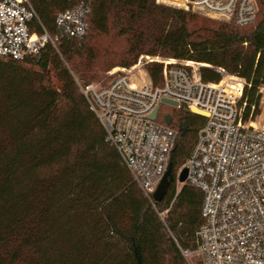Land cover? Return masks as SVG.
<instances>
[{
  "label": "trees",
  "instance_id": "obj_1",
  "mask_svg": "<svg viewBox=\"0 0 264 264\" xmlns=\"http://www.w3.org/2000/svg\"><path fill=\"white\" fill-rule=\"evenodd\" d=\"M238 27L169 8L157 0H29L47 43L35 58L0 59V264H188L204 223L203 193L176 176L205 118L172 108V183L151 203L122 164L75 78L128 69L139 57L222 68L244 79L246 116H264V0ZM89 9L86 34L67 39L58 14ZM110 39L111 46L102 45ZM148 72L154 83L161 66ZM206 82L220 76L203 69ZM160 113V114H159Z\"/></svg>",
  "mask_w": 264,
  "mask_h": 264
},
{
  "label": "built area",
  "instance_id": "obj_2",
  "mask_svg": "<svg viewBox=\"0 0 264 264\" xmlns=\"http://www.w3.org/2000/svg\"><path fill=\"white\" fill-rule=\"evenodd\" d=\"M183 6L186 12L238 27L253 23L257 14L255 0H185ZM89 12L82 7L58 14L56 24L67 39L79 41ZM39 26L29 0H0V59L25 61L47 43L54 46L47 32H37ZM172 61L146 58L126 69L138 68V78L106 73L75 81L105 142L151 203L169 168L177 134L158 121V111L154 120L150 116L162 98L176 102L177 109L203 114L205 123L178 174L186 168L185 184L203 193L204 223L195 232L193 250L182 255L188 264H264V116L258 127L247 126L261 114L263 94L258 91L260 102L246 116L244 79L222 68ZM152 64L161 66L157 83L148 72ZM203 69L216 72L219 81H204Z\"/></svg>",
  "mask_w": 264,
  "mask_h": 264
},
{
  "label": "water",
  "instance_id": "obj_3",
  "mask_svg": "<svg viewBox=\"0 0 264 264\" xmlns=\"http://www.w3.org/2000/svg\"><path fill=\"white\" fill-rule=\"evenodd\" d=\"M158 4L163 5V6H166V7H169V8L181 10V8H176L175 6H168V5L162 4L160 2H158ZM211 20L217 21L216 18H211ZM160 102H161L162 105H166V106H169L171 108H176L177 107V103L176 102L170 101L168 99L162 98L160 100ZM158 110H159V108H157L152 113V115L150 116V119L151 120H154L155 119L156 113H157ZM191 113H193L195 115H198V116H201V117H204V115L201 114L200 112H198L196 109L191 110ZM164 122H165V124L167 126H170L171 119H170V117L168 115H165L164 116ZM186 177H187V169L186 168H183L180 171V173L178 174L177 182L179 184H182V185L185 184ZM171 183H172V178H171L170 169L168 168L167 171H166V173H165V175L163 176V178L161 179L160 183L158 184L157 188L155 189V191L153 193V200H154V202H159V201L162 200V198L164 197V195H165V193H166V191L169 188V186H170Z\"/></svg>",
  "mask_w": 264,
  "mask_h": 264
},
{
  "label": "rangeland",
  "instance_id": "obj_4",
  "mask_svg": "<svg viewBox=\"0 0 264 264\" xmlns=\"http://www.w3.org/2000/svg\"><path fill=\"white\" fill-rule=\"evenodd\" d=\"M158 1V0H157ZM159 1H161L162 3H164L165 5H168V6H175L176 8H180V7H182V5H183V3H184V1L183 0H159ZM158 1V2H159ZM179 7H178V6ZM182 9V8H181ZM202 17V16H201ZM102 45H104V46H111L112 45V41L110 40V39H103L102 40ZM146 58H154V59H156V61H157V58L158 59H161V60H166L167 59V61L169 62V61H172V59L170 60V59H168V58H161V57H149V56H141V57H139V59H138V61H137V63L136 64H138V62L139 61H145V59ZM135 64V65H136ZM147 67V66H146ZM130 69V68H129ZM121 71H127L125 68H119V67H115V68H113L111 71H109V72H104V71H100V72H91V73H81L79 76H81L82 78H90L91 76H94V75H96V76H100V77H105V75H106V73H108V77H111V76H109L110 74H112V76H115V75H117V74H119ZM137 72V70H134L131 74L132 75H130V76H133L135 73ZM135 77H137L138 78V74L137 75H134ZM92 78V77H91ZM135 80V79H134ZM161 107V114L160 115H163L164 113H166V114H168V113H170L173 109L171 108V107H169V106H166V105H161L160 106ZM176 184H177V186L178 187H180V184L179 183H177L176 182ZM187 261V260H186ZM187 263H188V261H187Z\"/></svg>",
  "mask_w": 264,
  "mask_h": 264
},
{
  "label": "bare ground",
  "instance_id": "obj_5",
  "mask_svg": "<svg viewBox=\"0 0 264 264\" xmlns=\"http://www.w3.org/2000/svg\"><path fill=\"white\" fill-rule=\"evenodd\" d=\"M159 1V0H158ZM184 1V3H185V0H183ZM160 3H162L161 1H159ZM184 3H183V5H184ZM162 4H164V3H162ZM182 5V7H180V8H182L183 9V6ZM178 6V5H177ZM179 7V6H178ZM168 63H171V64H174L173 63V61H169ZM134 70H138V68H134V69H132L131 71H129V72H127V71H121L119 74H117V75H115V76H122V75H124V74H126V75H128V76H130V75H132L133 73V71ZM132 73V74H131ZM113 74V73H112ZM112 74H110L109 76H111V77H115V76H112ZM261 124V122L260 123H258V124H256V125H254L255 127H258L259 125ZM247 126H252V125H247Z\"/></svg>",
  "mask_w": 264,
  "mask_h": 264
}]
</instances>
